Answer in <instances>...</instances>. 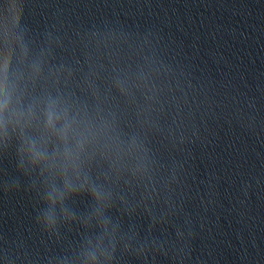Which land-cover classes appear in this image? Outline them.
<instances>
[{
    "label": "clouds",
    "instance_id": "1",
    "mask_svg": "<svg viewBox=\"0 0 264 264\" xmlns=\"http://www.w3.org/2000/svg\"><path fill=\"white\" fill-rule=\"evenodd\" d=\"M25 2L26 0H0V5L6 9L4 21L6 42L9 36L8 16H11L13 25L19 26L25 13ZM15 39L21 48L23 62L28 55V49L20 34H16ZM11 62V51L5 47L0 54V145L8 148L15 135L19 141L17 152L21 167L27 161L29 168H25V171L39 169V176L43 177L42 186L41 181L36 178H32L27 185L40 205L35 217L36 223L50 234L58 231L61 221L75 220L77 216L75 209L65 203L66 199L75 192L87 190L97 202L96 212L102 221L101 228L104 233H108L110 219L103 215L105 200L102 189L90 183L87 174L84 175L83 182H79L82 172L79 163L81 153L88 138L90 136L94 138L95 135L92 122L81 117L79 113H71L67 104H62L51 97L44 103L42 117L37 115L35 101L25 107L21 97L16 95V85L11 80ZM33 70L36 73L40 71L39 63L33 64ZM34 126L35 134L29 131ZM100 127L101 130H107L111 125L107 121H102ZM61 160L63 163H59ZM69 166L73 170L76 182L68 177ZM57 169L61 173L62 186L56 182ZM20 187L19 178H14L5 184L4 189L11 191ZM112 231H115V226ZM87 243L92 244L91 239H88ZM99 246V243L95 245ZM83 256L84 264H95L97 260L93 248L86 249ZM57 259L59 264H78L66 255Z\"/></svg>",
    "mask_w": 264,
    "mask_h": 264
}]
</instances>
